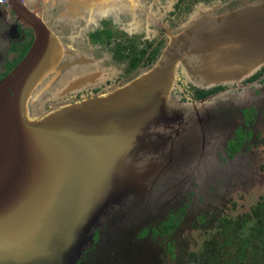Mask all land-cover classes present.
Returning a JSON list of instances; mask_svg holds the SVG:
<instances>
[{
    "label": "water",
    "instance_id": "water-1",
    "mask_svg": "<svg viewBox=\"0 0 264 264\" xmlns=\"http://www.w3.org/2000/svg\"><path fill=\"white\" fill-rule=\"evenodd\" d=\"M21 14L32 41L0 79V264H72L96 228L131 229L124 223L151 211L166 186L158 168L142 163L171 131H189L175 127L182 117L170 104L178 69L207 85L238 81L264 65V3L192 18L135 79L38 115L31 112L35 99L70 64H63L65 47L42 9ZM76 80L73 75L56 95ZM204 141L207 134L201 144L208 148ZM210 153L188 163H207ZM188 163L168 168L171 183L191 170L202 175L204 169ZM149 177L159 178L153 189Z\"/></svg>",
    "mask_w": 264,
    "mask_h": 264
},
{
    "label": "flooded vegetation",
    "instance_id": "flooded-vegetation-1",
    "mask_svg": "<svg viewBox=\"0 0 264 264\" xmlns=\"http://www.w3.org/2000/svg\"><path fill=\"white\" fill-rule=\"evenodd\" d=\"M262 3L264 0H19L10 2L13 11L0 4V79L25 55L32 41V33L23 23V8L42 9L47 26L65 47L63 64H70L35 99L31 112L38 115L135 79L154 66L192 18ZM73 75H77L73 89L56 95ZM176 83L170 91V104L182 119L175 127L185 126L189 131H171L155 148L157 152L146 155L142 163L158 168L166 186L154 196L151 211L138 221L124 223L131 229L104 224L96 228L72 264L253 262L250 249L258 240L252 233L264 226V65L238 81L207 85L192 82L178 69ZM203 134H207L209 142L204 143L208 148L201 144ZM203 151L211 152L207 163H188ZM186 163L192 169H204L202 175L191 170L171 183L168 168ZM158 182L159 178L147 180L151 189Z\"/></svg>",
    "mask_w": 264,
    "mask_h": 264
},
{
    "label": "trees",
    "instance_id": "trees-1",
    "mask_svg": "<svg viewBox=\"0 0 264 264\" xmlns=\"http://www.w3.org/2000/svg\"><path fill=\"white\" fill-rule=\"evenodd\" d=\"M260 228L254 231V239L255 241L258 240L259 247L256 248L258 245L256 244L255 247L253 246V242H246L244 244L248 245L249 247L253 246L250 250H252V253H250L249 257L253 260L251 264H264V226L260 225ZM245 257V256H243ZM240 258V257H239ZM257 260H255V259ZM223 264H228L224 262ZM230 264V263H229ZM249 264V263H248Z\"/></svg>",
    "mask_w": 264,
    "mask_h": 264
},
{
    "label": "built area",
    "instance_id": "built-area-1",
    "mask_svg": "<svg viewBox=\"0 0 264 264\" xmlns=\"http://www.w3.org/2000/svg\"><path fill=\"white\" fill-rule=\"evenodd\" d=\"M10 1H11V0H0V4L9 7V6H10ZM20 1H21V0H20Z\"/></svg>",
    "mask_w": 264,
    "mask_h": 264
},
{
    "label": "rangeland",
    "instance_id": "rangeland-1",
    "mask_svg": "<svg viewBox=\"0 0 264 264\" xmlns=\"http://www.w3.org/2000/svg\"><path fill=\"white\" fill-rule=\"evenodd\" d=\"M254 196H255V198L258 196L257 191L254 192Z\"/></svg>",
    "mask_w": 264,
    "mask_h": 264
}]
</instances>
